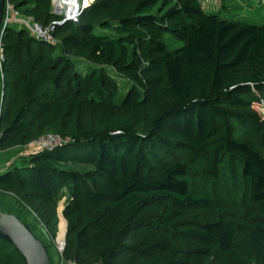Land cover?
I'll return each instance as SVG.
<instances>
[{"label": "trees", "instance_id": "1", "mask_svg": "<svg viewBox=\"0 0 264 264\" xmlns=\"http://www.w3.org/2000/svg\"><path fill=\"white\" fill-rule=\"evenodd\" d=\"M7 1L43 26L65 17L52 0ZM54 35L12 24L1 38L0 151L64 141L0 172V208L28 223L18 207L30 201L50 238L65 198L63 259L76 264H214L215 251L264 264V23L200 0H95ZM223 181L239 203H214L205 188ZM213 204L204 222H179ZM165 234L197 245L164 251ZM0 264L27 262L0 238Z\"/></svg>", "mask_w": 264, "mask_h": 264}, {"label": "rangeland", "instance_id": "2", "mask_svg": "<svg viewBox=\"0 0 264 264\" xmlns=\"http://www.w3.org/2000/svg\"><path fill=\"white\" fill-rule=\"evenodd\" d=\"M95 0H80V7L84 5H88L92 3ZM203 8L208 12H216L219 13L220 16L223 17H244L252 22H261L264 23V0H200ZM53 4V11L57 14H63L65 16L68 8L66 5L64 7H59L57 0H52ZM58 43V42H57ZM56 43V44H57ZM182 45V41L178 40H172L169 42V46L172 49H176ZM1 71V70H0ZM2 75L0 72V81L2 80ZM118 81V91H116L115 99L120 100L121 97L124 96L126 91L128 90V82L126 79L121 78L117 79ZM1 88V87H0ZM170 95H166L163 97L162 100L164 105L167 106L170 102ZM264 116V102L260 104L254 105ZM32 153V150L30 147L26 148H20L15 149L9 153V156H16V161H24L26 160V157H28ZM91 168V167H90ZM195 168H192V171ZM222 187L220 189L213 188H205V190H208L211 194H213L214 198L216 199L214 203L216 205L224 204L226 203H234L233 201L238 202L239 200H242L243 196L241 194V191L238 187L237 192V199L233 197V194H235V190L232 189V186L229 182H221ZM242 189L241 185H239ZM206 187V186H205ZM69 194V191H68ZM230 199V201H229ZM239 199V200H238ZM239 203V202H238ZM65 206V198H63L57 208L56 216L53 219V222H55V235L53 237H48L46 234L42 231V226L47 224V219H44L40 213H37L33 209V205L30 201H27L23 205V207H18V211L20 212V215L27 220V222L30 224V226L34 229V232L45 242L49 249L50 257L53 264H76L73 261L67 262L63 259V250L60 248V237L63 230L65 231L64 239L66 240L67 244V233H68V223L65 220V217L63 215V209ZM241 206H244L243 204ZM215 205L213 204L211 207H198V208H192V209H185L181 212V216L179 218V222H189V223H202L209 217L211 211ZM35 208V207H34ZM156 211L155 209L150 210V212L147 215H154ZM51 223V222H49ZM46 226V225H45ZM44 226V227H45ZM47 227V226H46ZM48 228V227H47ZM158 238V237H157ZM164 241L162 245L159 247L164 249V251H186L189 249L194 248L197 244L194 243V240L191 239H183L177 241V239H170L168 235L162 236ZM60 242V243H59ZM62 244V243H61ZM66 246V245H65ZM9 249H12V246L9 247ZM65 249V248H64ZM211 261L214 264H220V258L218 253L215 251L213 254Z\"/></svg>", "mask_w": 264, "mask_h": 264}, {"label": "water", "instance_id": "3", "mask_svg": "<svg viewBox=\"0 0 264 264\" xmlns=\"http://www.w3.org/2000/svg\"><path fill=\"white\" fill-rule=\"evenodd\" d=\"M7 0H0V35L3 32L2 24L5 16ZM87 5H84V7ZM66 220V219H65ZM68 223V221L66 220ZM0 238L14 245L27 264H53L49 249L33 229L20 216L7 213L0 208ZM60 243V242H59ZM66 240L60 243L64 250Z\"/></svg>", "mask_w": 264, "mask_h": 264}, {"label": "built area", "instance_id": "4", "mask_svg": "<svg viewBox=\"0 0 264 264\" xmlns=\"http://www.w3.org/2000/svg\"><path fill=\"white\" fill-rule=\"evenodd\" d=\"M83 8L84 6L79 7L77 11L74 12L72 15L66 12L65 17L62 20L55 21L49 26H43L37 23L30 16L29 17L22 16L21 13L11 3L7 1L6 8H5L4 21L2 24L3 32L0 35V70L2 71L3 62L5 60L1 38L4 34L5 29L9 25L19 24L21 26H24L30 31L32 35L38 38L49 40L50 42L56 44L58 42L57 38L54 35V30H55L56 25L62 24L67 20H77ZM63 141L64 139L60 135L55 134V133H49V134H46L38 138L33 143H31L28 147H30L32 150V153H34V152H38L44 149H53L57 147L58 145H61Z\"/></svg>", "mask_w": 264, "mask_h": 264}, {"label": "bare ground", "instance_id": "5", "mask_svg": "<svg viewBox=\"0 0 264 264\" xmlns=\"http://www.w3.org/2000/svg\"><path fill=\"white\" fill-rule=\"evenodd\" d=\"M58 1V5L59 7H64V5L67 6L68 10V14L72 15L74 12L77 11V9L80 7V0H57ZM64 235H65V231L63 230V232L61 233V243L64 242Z\"/></svg>", "mask_w": 264, "mask_h": 264}, {"label": "crops", "instance_id": "6", "mask_svg": "<svg viewBox=\"0 0 264 264\" xmlns=\"http://www.w3.org/2000/svg\"><path fill=\"white\" fill-rule=\"evenodd\" d=\"M11 151L13 150L0 151V172L9 168L16 161V156H9Z\"/></svg>", "mask_w": 264, "mask_h": 264}]
</instances>
